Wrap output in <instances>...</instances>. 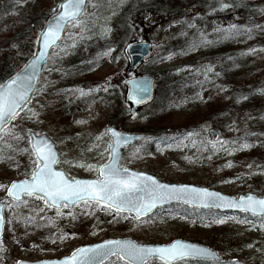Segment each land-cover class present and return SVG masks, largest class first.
Returning a JSON list of instances; mask_svg holds the SVG:
<instances>
[{
  "label": "rangeland",
  "instance_id": "374dc122",
  "mask_svg": "<svg viewBox=\"0 0 264 264\" xmlns=\"http://www.w3.org/2000/svg\"><path fill=\"white\" fill-rule=\"evenodd\" d=\"M4 1L7 6L0 16V57L11 53L8 51L11 48L9 37L23 28L19 45L14 46L12 52L14 60L19 61L24 55L28 58L33 53L36 36L44 24L37 25L40 21H36L37 16L45 12L54 14L52 10H58L57 6L62 0ZM155 1L167 4L170 11L153 12L145 7L148 3L146 0H91L79 19L80 25L74 27L69 24L63 40L52 51L33 98L9 125H16L13 131L21 138L17 140L6 136L0 141V157L6 154L9 159L15 157L16 160L9 161L6 156L0 160V204L4 205L5 215L0 264H6L8 255L25 262L60 259L82 245L116 238H130L143 245H166L175 239H183L216 249L223 258L225 252L227 262L264 264L261 219L201 211L183 214L182 207L174 206L156 212L147 223H138L131 214L117 215L114 211L101 210L103 205L89 208L82 203L73 210L63 207L60 210L63 214L58 215L57 210L48 209L36 197H27L20 203L2 199L10 182L31 175L34 157L23 150L29 148L28 131L45 134L52 139L61 156L57 168L69 178H98L96 166L107 162L109 157L110 142L106 135L109 119L122 116L124 112V118L119 122V129L124 132H139L149 125L143 117L149 104L140 108L135 118L128 115L125 80L133 76L154 77V98L166 89L162 73L174 75L176 79L187 77L185 83H196L185 89L184 96L197 94L189 103L181 99L182 94L176 91L173 94L175 104L168 114L171 125H176L173 117L176 123H180L187 114L203 113L210 99L224 96V89L226 95L231 96L233 88L225 82L227 78L221 64H211L209 71L204 70L198 54L190 58L178 57V53L172 49L186 46L197 39H211V30L216 25H238L244 20L243 11L234 9L232 0H192L191 6L177 10H172L177 4L176 0ZM140 9L146 10L139 12ZM125 22L132 27L125 39L127 45L138 41L151 44V56L132 73L128 72L126 47L123 50L120 46L122 24ZM260 24H264V11L250 19L248 29ZM84 25L87 30L81 31ZM251 32L247 48L252 58L243 57L252 65H258L262 71L264 30ZM89 76L94 79H88ZM238 77L234 79L236 82L240 81ZM243 81L248 80L243 78ZM258 82H252L250 88L258 89ZM242 91L246 94L247 89ZM245 94L236 99L237 115L233 124L224 125V117L216 123L202 118L189 130L184 128L185 136L181 139H177V134L170 133V129L164 130L160 142L148 153L144 152V143L127 148L120 166L151 174L158 180L162 178L160 181L166 183L209 187L235 198L245 193L264 196L263 144L257 143L256 150L251 146L244 147L248 145V140L256 138L254 135H246V138H251L238 143L246 133L264 132V94L256 93L248 108L243 107ZM59 98L63 100L59 102ZM52 100L53 106H47ZM60 105L66 119H58V116L52 118V113ZM28 109L37 115L33 116ZM212 129L218 134L216 142H211L208 135V130ZM170 141H173L172 144L168 143ZM205 151L211 153L212 157H202L201 153ZM254 151H257V155L251 157L253 165L245 170L234 166L235 158ZM32 208L41 215V222L51 220L59 233L54 232L46 239L34 238L30 234L31 224L21 220L22 214L29 217ZM69 212L72 215H68ZM221 219L223 223L217 222ZM238 220L249 222L240 223ZM228 238L232 240L226 243L224 239L228 241ZM229 247L232 252H226ZM109 260L111 264H122L116 257ZM105 264H109V261ZM148 264L164 263L150 261ZM176 264L216 263L187 260Z\"/></svg>",
  "mask_w": 264,
  "mask_h": 264
},
{
  "label": "snow or ice",
  "instance_id": "6c2138e0",
  "mask_svg": "<svg viewBox=\"0 0 264 264\" xmlns=\"http://www.w3.org/2000/svg\"><path fill=\"white\" fill-rule=\"evenodd\" d=\"M85 4L86 0H62L57 6L59 11L52 10L55 13L52 18L53 22L47 24L45 29L36 36V39L42 42V52L46 53L49 48L56 46L57 40L60 39L59 34L66 24L71 23L74 27L80 25L78 17L83 15ZM231 27L234 28L235 25ZM84 30H87L86 25L81 28V31ZM42 58V56L37 57V60L33 61V69L37 61ZM33 79V76L17 74L0 83V141H3L6 136L17 140L21 138L13 131L16 125L11 127L9 125L30 102L29 92L33 91ZM28 112L33 116L37 115L31 109H28ZM107 132L111 134L110 139L112 140L108 148L109 159L96 166L99 176L92 180L68 178L64 172L56 170L53 166L59 161L52 144L39 134L29 135V148L24 151L34 157L32 161L34 167L30 177L26 175V178L21 181H13L8 187L7 194L14 200H19L21 193L36 196L37 199H42L46 206L56 208L58 215L63 214L60 211L61 206L68 208L83 203L91 208L92 205L97 207L103 205L101 210L114 211L117 215L133 214L138 223H147L153 218L154 209L172 199L205 208H239L245 212L250 211L253 215L264 213V199H257L252 195L236 200L221 197L217 193H210L204 189L187 186L176 188L161 184L145 173L133 172L126 167H121L118 163L117 149L122 143H127V138L112 129H108ZM80 166L93 167L92 165ZM68 215L72 213L69 212ZM142 217L148 219L141 220ZM217 222L223 223L224 221L221 219ZM237 222L249 221L238 220ZM2 224L3 218L0 217V227ZM260 227L264 229V218H262ZM208 255L216 254L180 240L160 246L140 245L129 240H107L94 247L75 249L58 264H105V261L111 264L110 257H116L122 264H148L150 259H160L164 261V264H176L177 261H187L189 258ZM216 264H224V262L217 258ZM227 264H239V262L229 261Z\"/></svg>",
  "mask_w": 264,
  "mask_h": 264
},
{
  "label": "trees",
  "instance_id": "16d2710c",
  "mask_svg": "<svg viewBox=\"0 0 264 264\" xmlns=\"http://www.w3.org/2000/svg\"><path fill=\"white\" fill-rule=\"evenodd\" d=\"M3 1L0 3V16L5 13V6H7L6 2ZM146 1L148 3L145 5V7L151 8L153 12H166L167 10L170 11L169 6L167 4H164L163 2H156L155 0ZM176 1L177 4L172 10H177L184 6H191L192 3V0ZM232 3L234 9L242 10L244 13V20H242L238 25H235L234 28L216 25L211 30V39H197L194 42L187 44L186 46L175 47L174 49H172L175 51V53H178V57L184 56L186 58H190L191 56H194L195 53L198 54V56L202 58L201 65L204 70L209 71V66L211 64L215 66L221 64L222 68L224 69V75L227 78L225 82H227L228 85L233 88L231 96L228 97L224 89V96H216L215 98L210 99L208 103H206L207 109L203 113L202 111H200L197 114H187L180 123H176V119L173 117L174 123L176 125H171L172 120L168 117V114L171 110H173L175 104V98L173 97V94H175V91L176 93L182 94L181 99L184 102L189 103L196 97L197 94H190L188 96H184L185 89L195 86L196 83H185L184 80H186L187 77L176 79L174 75L162 73V75L164 76V78H162L164 80L166 89L163 92L157 93L156 97L144 111L143 117L148 120L149 125L139 130V132L141 133L152 135V139L141 142L144 143L145 153L152 151L154 146L160 142V139L162 137L161 132L167 129H170L168 130L170 133L177 134V139H181L183 136H185L184 128H186V130H189V127H192L194 124H196L199 119L203 120L202 118L206 120H211L213 123H216L218 121L220 122L221 118L224 117V125L233 124L234 117H236L237 115V112H235L236 99H238L239 96L245 94L242 89H247V92L245 94L246 101L244 102L243 106L246 108L250 106L249 104L252 103L251 101H254L253 97L256 93L260 92L264 94V70L261 71L258 65L255 64L257 67L255 65H252L251 62L245 60L243 57L244 55L249 56V47L247 48V43H249L248 39L252 34L251 31L254 30V32H261L262 30H264V24H260L259 26H252L250 29H248L250 19L261 15V12L264 11V0H232ZM145 10L146 9H140L139 12H144ZM50 16L51 14L49 12H45L41 16L38 15L36 21H40L37 25L39 26L44 23ZM5 20L7 21V19ZM130 27L131 26L129 23L127 24L125 22L122 24L123 30L121 33L120 43L122 49L125 48L127 45V43H125V39L129 34ZM22 33H24V30L23 28H20L9 37L11 48L8 51L11 53H7L6 55L0 57V83H3L4 81L8 80L9 77H12L30 57L29 56L27 58V55H24L23 59H20L19 61L14 60V54H12L13 48L14 46L19 45L18 41L22 37ZM247 70L249 72H246ZM75 73L77 72L75 71ZM237 75H239L238 78L241 82L239 80L237 82L235 81L237 79L235 78ZM87 78L94 79V77L90 76ZM243 78L247 79L248 81H243ZM254 79L256 81H259V85L258 89L253 90L250 87L252 86V82L255 81ZM61 100L63 99H58L59 102ZM47 106H53V100L49 101ZM47 106L43 107V110L46 109ZM62 108V105L57 107V109H55L52 113L51 117L53 118L55 116H58V119L61 117L62 119H66ZM121 115L122 116H112L108 121V125L114 126L116 128H121L119 122H121V120L124 118V112ZM127 118L129 119V117ZM246 135H254L256 138L251 139L249 141L248 139H250L251 137L248 136L246 138ZM172 142L173 141H170L168 143L172 144ZM244 142H247L248 146H251L253 150H256V144L260 142L263 144L262 148H264V132H255L250 134L246 133L244 137L241 136V139L238 141V143L241 144ZM202 151L203 149L200 150V152ZM201 155H203V157L206 159H209L211 157V153L207 151H205V153H201ZM256 155L257 151H254L251 154H242L238 158H235L234 166L245 170L244 168L247 169L249 166L253 165L251 157H255ZM1 156V161L4 160V156H6L7 160L16 162L15 157L14 159L12 158V160L9 159L8 155L6 154H2ZM262 163L264 164V162ZM2 199L6 200V197L3 196ZM182 212L183 214L191 213L190 210L184 208H182ZM28 216L29 217L26 218L25 215L22 214L21 220L31 224L30 234L34 238L38 237L41 239H46L49 237L50 234L54 232L59 233V229H56L51 220L46 219L43 222L40 221L41 215L37 212L36 209H30ZM228 239V241L226 239H224V241L227 243L230 241L231 238ZM228 251L232 252V249L229 247L226 249V252ZM6 259V264H15L17 261L16 258L11 257L10 255L6 256Z\"/></svg>",
  "mask_w": 264,
  "mask_h": 264
},
{
  "label": "water",
  "instance_id": "95a60500",
  "mask_svg": "<svg viewBox=\"0 0 264 264\" xmlns=\"http://www.w3.org/2000/svg\"><path fill=\"white\" fill-rule=\"evenodd\" d=\"M87 3H88V0H86V4L84 6L83 13H84V11L86 9ZM54 15H52L46 21V23L43 26V29H45L47 24H50V23L53 22L52 18L54 17ZM80 17H81V15L78 17V19ZM67 25L68 24L65 25L64 30L61 31V33L59 34L60 39L57 40L56 46L63 39V37L65 35V29H66ZM56 46H53V47L49 48L46 51V53H45V52H42V48H43L42 42L36 40L35 47H34V52H33V53H35V55L32 54V56L23 65V67L16 74L13 75V76H15L17 74H20L22 76H33L34 77V79L32 80L33 91L29 92L30 100H31V98H32V96H33V94H34V92L36 90V87L38 85V82H39L43 67L46 64V62L48 61L52 49H54ZM150 54H151V44L149 42H147V41H139V42H135V43L129 44L127 46V48H126V56H127V60H128V71L129 72H133L141 63H143L145 60H147L149 58ZM41 56L43 58L37 61L36 67H35V69H33V67H32L33 61L37 60V57H41ZM154 82H155V80H154L153 77L145 76V75H143V76H135V77L129 78V79H127L125 81V85L127 86L126 105L128 107V111H129V116L130 117H132V118L135 117L137 115L138 108L143 106V105H145V104H147V103H149L152 100V98L154 96V89H155ZM108 129H112V130L120 133L123 137L127 138V143H122L121 146L117 149V151L119 153V156H118L119 165L121 163V159L123 157V153H124V150L126 148L134 145L135 143H138V142H141V141H145V140H148V139L151 138V136L147 135V134L122 132L119 129L113 127V126L109 127ZM107 130H106V135L108 136L110 143H112V140L110 139V135L111 134L108 133ZM31 134H36V133H34L32 131H29L27 133L28 136L31 135ZM39 135H41L42 137L47 138V140L52 144L54 150L57 153V159H58V161H60V153H59L58 149L56 148L55 143L47 135H45V134H39ZM208 135L210 136V139H211L212 142L215 141L217 139V137H218L217 132L215 130H213V129L208 131ZM57 165H58V163L55 164L53 167L56 170H58V171L64 172L63 170L58 169ZM129 170L133 171V172H138V173H145V172H139V171L132 170V169H129ZM145 174L153 177L155 180H157L161 184L174 186L176 188H179L181 186H187V187H194V188H198V189H204L207 192L217 193V194H219V196L224 197V198H228V199L239 200L241 197H246L248 195H252V196H254L257 199H264V196H259V195L255 194V193H245L243 195H240L238 198H235L233 196H230V195H227V194H223V193H221L219 191L212 190V189H209L207 187H200V186H196V185H193V184H184V183L170 184V183H166V182H163V181H159L157 179V177H155V176H153L151 174H148V173H145ZM98 176H99V173H98ZM23 179H25V178H23ZM23 179H21V180H23ZM76 179L92 180V179H97V178H76ZM21 180H17V181H21ZM10 184H9V186H10ZM7 192H8V188L6 190V197L8 199H10L14 203L21 202L24 199V197H36V196H28V195H26L24 193H21L20 194V199L19 200H14L11 196H9L7 194ZM77 205L69 206L66 209L72 210ZM175 205H180V206H183L185 208H189L191 210H197V211H214V212H218V213H222V214L231 213V214L247 215V216H250V217H253V218H264V213H258L257 215H253L250 211L249 212H245V211L240 210L239 208H216V207L205 208V207L197 205V204H191V205L185 204L183 201L176 200V199L169 200L166 203H164L163 205L158 206L156 209L153 210V214L156 211H158V210H161V209H164V208H167V207H171V206H175ZM62 207L63 206H61V209H62ZM48 208L57 210L54 207H48ZM0 217L3 218V224H2V227H0V242H1L2 241V237H3V232H4V225H5L4 205L3 204H0ZM143 218H146V217H142L141 219H143ZM107 240H129V241H131V242H133L135 244H138V243H136L134 240H132L130 238H122V239L116 238V239H106V240H103L101 242L90 244V245H83V246H80L78 248L94 247V246H96L98 244L104 243ZM176 240H180V241H182L184 243H188V244H192L194 246H198V247H201V248L208 249L210 253H215L216 254V255H208V256L200 257V258H189L188 260L216 262V260L218 258L220 261H223V258L219 255V253L216 250H212V249H210V248H208L206 246H203V245L190 243V242H187V241H185L183 239H176ZM176 240H173V241H176ZM140 245H143V244H140ZM144 245H146V244H144ZM160 245H163V244H155V245H151V246H160ZM78 248H76V249H78ZM68 256H66V257H68ZM66 257H63V258H60V259H52V260H41V261H37V262H25V261H21L20 260V261H17L16 264H58L59 261L63 260ZM150 260L162 261L160 259H150ZM106 262L107 261H105V263ZM162 262H164V261H162ZM177 262H180V261H177Z\"/></svg>",
  "mask_w": 264,
  "mask_h": 264
},
{
  "label": "flooded vegetation",
  "instance_id": "af4514ba",
  "mask_svg": "<svg viewBox=\"0 0 264 264\" xmlns=\"http://www.w3.org/2000/svg\"><path fill=\"white\" fill-rule=\"evenodd\" d=\"M227 254L224 252V264H227Z\"/></svg>",
  "mask_w": 264,
  "mask_h": 264
}]
</instances>
